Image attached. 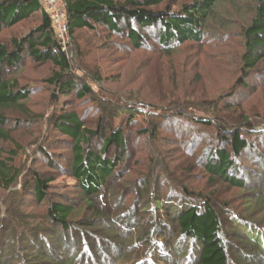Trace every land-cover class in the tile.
Here are the masks:
<instances>
[{"label": "trees", "instance_id": "trees-1", "mask_svg": "<svg viewBox=\"0 0 264 264\" xmlns=\"http://www.w3.org/2000/svg\"><path fill=\"white\" fill-rule=\"evenodd\" d=\"M64 1L72 40L78 29L104 28L109 36L125 35L134 49L148 47V36L154 37L150 46L157 43L167 54L185 42H207L212 37L210 20L215 19L219 8L226 2L233 6L240 2L193 0L182 4L181 10L171 11L155 8L165 0ZM246 1L248 12H239L245 46L241 59L244 73L239 79L243 84L258 72L264 60V0ZM36 15L40 17L38 25L9 43L0 42V187L11 192L24 190L36 202L48 198L49 205L32 223L24 220L23 228L17 220L15 224L7 221L15 240L7 241L5 247L1 243L6 240L0 235V264H264V126L257 125V129L263 126L259 130L246 128L244 122L229 126L225 115H219L228 108L224 101L195 106L178 100L175 111L188 115V110H193L189 114L192 122L216 129V134L203 137L193 131L188 140L198 137L197 146L202 143L204 149L196 162L210 181L220 179L245 193L241 209L231 202L217 206L186 184L180 194L163 191L165 175L177 171V166L171 165L173 158L187 168L197 150L196 145L187 149L179 144L173 130L175 134L167 137L173 139L169 150L159 149L166 151L165 157L160 153L154 156L149 173L119 185L121 175L129 170L128 147L134 131L130 122L134 125L148 110L140 105L132 107L118 96L116 105L100 106L103 115L94 126H88L78 110L56 107L59 113L50 116L49 126L57 134L59 146L70 150L66 168L62 162L65 153L53 149L58 145L54 139L44 137L36 146L56 172L66 171L75 177L73 192L77 196L51 192L53 176L47 178L39 171L28 182L25 178L21 189L16 188L21 167L16 159L18 151L5 148L15 139L8 127L12 122L3 112L21 107L31 92L19 87L8 75L9 70L19 67L27 56L36 62L50 61L58 69L54 68L49 81L58 91L66 95L76 92L81 99L96 94L91 84L72 71L69 51L58 38L41 0H0V31ZM112 107L115 114L121 112L126 118L117 126L112 124ZM108 109L110 112H105ZM201 111H211L214 116L201 115ZM140 122L138 135L161 138V122L151 129L147 120ZM133 193L136 200L131 203L128 196ZM7 249L11 253L3 255Z\"/></svg>", "mask_w": 264, "mask_h": 264}, {"label": "rangeland", "instance_id": "rangeland-1", "mask_svg": "<svg viewBox=\"0 0 264 264\" xmlns=\"http://www.w3.org/2000/svg\"><path fill=\"white\" fill-rule=\"evenodd\" d=\"M61 1L65 6V1ZM116 1L124 2L125 0ZM192 1L165 0L155 8L179 11L182 4ZM239 1L235 6L226 2L215 13V19L210 20L213 26L208 29L212 37L207 42L202 44L185 42L172 54L161 51L157 43L150 46L151 40L155 39L151 36H148V47L134 49L125 35L110 34L109 36L104 28L78 29L73 40L68 42L67 50L73 64L72 71L81 75L84 82L91 84L96 93L84 99L77 97L76 92L71 95L61 93L50 83L49 78L53 76L54 68L58 69L50 61L36 62L32 57L27 56L19 67L15 70L10 69L8 75L16 80L19 87L28 88L31 92L21 107L7 108L3 112L12 122L8 127L13 130L12 136L15 139V142L6 143L5 148L8 150L15 148L18 151L16 159L21 167L22 177L20 174L16 188L21 189L24 179L26 178L28 182L32 174L39 171L47 178L53 176L51 192L55 194L68 192V194L71 193V198L77 196V193L73 192L75 177L66 171L56 172L49 165L50 163L40 156L36 148L39 142L44 141V137L54 139L58 145H55L53 149L65 153L66 159L62 162L63 169L66 168L71 155L70 150L59 146L61 143L56 139L57 134L49 126L50 116L53 113H59L56 107L65 111L78 110L88 126L98 124L97 121L103 115L100 106L116 105L117 96L125 100L124 102H130L132 107L137 108L140 105L141 108L148 110L137 117L138 121L134 125L130 122V128L134 131L128 147L126 167L129 170H125L124 172L127 173L121 175L119 185L124 182L131 183L143 173H149L154 167L152 164L154 156L158 157L160 153L163 158L165 157L166 151L159 152V149L165 147L169 150L168 143L172 142V138H167L169 134L176 133V141L188 149L194 145L197 146L198 137L188 140L193 135V131L202 137L217 133L216 129L212 131L210 128L192 122L193 117L189 114H192L193 110H188V115L187 113L177 115L175 106L178 100L195 106H207L212 101H224L223 105L228 108L224 107L222 114L219 113V115H225V120L231 122L228 123L229 126L244 122V126L251 130L263 129L264 60L258 66V72L254 73L247 83L243 84L239 80L244 73L241 59L245 50L240 30L243 23H239L242 22L239 12L247 11V1ZM39 22L40 17L36 15L2 28L0 42L9 43L13 37L22 36ZM233 94L234 98L233 96L231 98ZM53 96L57 99L53 100ZM22 108L27 109L31 114ZM105 112L109 113L110 110ZM115 112V108L112 107L110 113L113 119L112 124L117 126L126 118L121 115V112L118 114ZM201 112H203L199 113L201 115L214 116L211 111ZM161 119H163L162 122ZM141 120H147L150 129L161 122L159 127L161 138L154 139L149 134L138 135L136 132L142 126ZM122 124L125 129H128L125 125L126 121ZM257 125L263 126L257 129ZM172 130L175 133L171 132ZM18 146L20 147L17 148ZM203 149L200 143L194 156L195 160H190L191 165L187 168L180 166V159L173 158L171 165L178 168L174 167L177 169L175 175H165L163 191L180 194L181 187L186 184L195 191L203 192V195L210 197L217 206L231 202L241 209L245 193L220 179L210 181L209 176L203 173L200 162H196ZM112 152L114 153L115 149ZM16 192L0 187V235L3 236V240H6L1 243L5 247L8 246L7 241L13 243L15 240L14 233L9 231L10 226L7 221L15 224L17 220L20 222L19 227L23 228L24 220L32 223V219H36L38 214L45 213L49 205L48 198L42 202H36L34 197L27 195L24 190ZM128 197L131 203L136 200L134 193ZM146 197L150 198L149 195ZM41 219L44 220L43 217ZM224 219L222 224L225 227ZM11 251L7 249L3 255ZM26 254H31L30 248L26 249Z\"/></svg>", "mask_w": 264, "mask_h": 264}, {"label": "built area", "instance_id": "built-area-1", "mask_svg": "<svg viewBox=\"0 0 264 264\" xmlns=\"http://www.w3.org/2000/svg\"><path fill=\"white\" fill-rule=\"evenodd\" d=\"M45 10L48 12L51 24L61 42L67 47L68 42L71 40L67 6L63 5L61 0H44L42 1Z\"/></svg>", "mask_w": 264, "mask_h": 264}, {"label": "water", "instance_id": "water-1", "mask_svg": "<svg viewBox=\"0 0 264 264\" xmlns=\"http://www.w3.org/2000/svg\"><path fill=\"white\" fill-rule=\"evenodd\" d=\"M56 99H57V97L53 96V100H56Z\"/></svg>", "mask_w": 264, "mask_h": 264}, {"label": "crops", "instance_id": "crops-1", "mask_svg": "<svg viewBox=\"0 0 264 264\" xmlns=\"http://www.w3.org/2000/svg\"><path fill=\"white\" fill-rule=\"evenodd\" d=\"M43 4V3H42ZM44 7V6H43ZM46 11V10H45Z\"/></svg>", "mask_w": 264, "mask_h": 264}]
</instances>
